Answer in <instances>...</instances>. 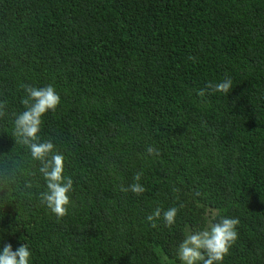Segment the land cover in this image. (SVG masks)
I'll use <instances>...</instances> for the list:
<instances>
[{
  "label": "trees",
  "instance_id": "16d2710c",
  "mask_svg": "<svg viewBox=\"0 0 264 264\" xmlns=\"http://www.w3.org/2000/svg\"><path fill=\"white\" fill-rule=\"evenodd\" d=\"M226 76L227 95H196ZM22 84L61 98L39 133L74 181L61 219L14 135ZM5 100L0 250L27 244L30 264H181L185 229L212 208L239 219L223 264H264V0H0ZM137 172L145 193L121 191ZM180 203L175 225L150 226Z\"/></svg>",
  "mask_w": 264,
  "mask_h": 264
},
{
  "label": "clouds",
  "instance_id": "9594fccd",
  "mask_svg": "<svg viewBox=\"0 0 264 264\" xmlns=\"http://www.w3.org/2000/svg\"><path fill=\"white\" fill-rule=\"evenodd\" d=\"M190 59H194L190 57ZM233 81L231 77H225L219 82H209L204 88L196 90V95L205 101L212 93L227 95L232 89ZM25 97L21 99L24 111L15 117L14 135L20 142L30 149L33 160L40 162L39 172L42 175L46 191L40 193V202L57 219L68 215L71 203L69 194L74 190V181L71 177L64 175L65 156L55 150L51 140L41 142L39 133L43 123V116L54 112L61 102V98L56 88L49 84L43 87H34L22 84ZM7 101L0 102V118L8 115ZM149 156H159L160 150L152 145L146 149ZM143 173L137 172L133 176V183L128 187L121 188V191H130L140 196L145 193L146 188L140 183ZM177 191V189H173ZM185 205L180 203L167 210L157 207L147 221L152 228L157 227L156 221L163 219L166 227L175 225L178 213ZM219 209H208L206 224L203 229H185V236L177 248V256L181 264H223L230 249L238 239L237 226L238 218L220 217ZM30 252L27 244H22L13 251L11 244H5L0 250V264H30Z\"/></svg>",
  "mask_w": 264,
  "mask_h": 264
}]
</instances>
